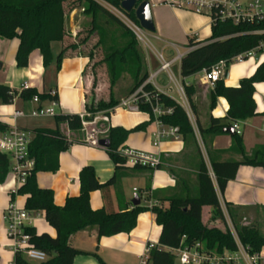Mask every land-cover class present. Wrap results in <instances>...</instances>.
Returning a JSON list of instances; mask_svg holds the SVG:
<instances>
[{"label": "crops", "instance_id": "0c3cea01", "mask_svg": "<svg viewBox=\"0 0 264 264\" xmlns=\"http://www.w3.org/2000/svg\"><path fill=\"white\" fill-rule=\"evenodd\" d=\"M149 4L154 23L151 38L161 48V51L153 50L157 64L155 53H164L169 50L175 55L176 52L184 55L187 53V44L190 39L200 42L209 38L211 30L207 17L192 14L184 9L164 6L162 0H150ZM74 12L76 10L69 14L70 18ZM18 46V39H0V86H8L11 90L20 92L23 83H26L28 89H33L40 94L48 95L50 92H56V98L60 103V107L56 109V115L78 116L84 113L86 96L92 87L88 79L86 81L84 78L90 60L76 53L70 54L62 61L61 70L57 72L54 62L48 67H43L42 56L37 50L30 55L27 67L19 69L15 61ZM65 46L67 45L64 40L53 42L50 45L53 58H56L61 48ZM175 55H170L166 59H171ZM145 61L149 75L158 70L160 64L152 70L150 60L146 58ZM179 63L180 61L172 65L171 72L172 68L178 64L177 79L172 74L174 80L178 84L193 88V108L191 110L187 101L188 108L186 106V110H183L188 114L194 130L195 144L190 139L182 140L179 135L178 139L172 137L157 139L158 133L162 129L165 130L167 126L161 127L155 119H151L149 114L130 113L118 109L110 113V128L122 127L131 131L143 125V129L128 135L121 149L139 150L150 154L158 160L159 164L155 169L131 168L126 165L116 169L106 148L88 146L82 142L83 136L77 138L73 132L68 131L65 124L59 126L60 132L67 138L70 146L67 151L58 156L59 168L56 173L41 172L36 175L38 187L53 192L56 207H63L68 198L79 195V173L84 168L92 167L97 181L101 184H106L113 177L115 183L105 197L100 191L90 192V210L105 209L115 213L123 212L124 209L132 210L135 208L132 201L136 196L140 201L138 207L146 209L138 217L134 230L128 234L98 238L97 227L91 226L70 236L67 241L68 246L79 252L73 264H141L148 246H158L157 242L161 233V228L156 224V216L151 209L168 208L172 198L197 197L200 157L205 161L209 172L211 162H237L243 157L252 159L254 156L264 160V83L254 84L253 100L257 110L256 115L247 120L229 123L230 127L227 128L235 130L234 126L238 127L239 134L235 131L234 135L241 139L242 151L233 144V135L227 132L216 136L205 135L204 143H202L196 122L201 128L206 129L211 118L224 119L228 112V103L223 97H218L214 108L210 109L209 94L212 89L208 90L203 82V71L181 79ZM263 63L264 57L256 55L250 61L231 65L224 78V85L230 88L238 87L242 79H249ZM157 80L160 81L158 85L167 97H171L176 103L180 102L175 84L167 81L166 75L160 74ZM49 103L50 101L43 102L42 106L47 107ZM7 107L28 112L35 105L27 104L16 97L11 105L1 106L0 111V118L4 124L24 130L30 140L35 130L55 129V118L24 117L13 121L6 116L9 110ZM222 123L228 124L225 120ZM235 176L234 180L227 183L223 194L218 193L214 183L225 221L228 226L229 223L233 226L228 214L230 209L235 218V225L252 226L264 237V169L259 166L241 165ZM17 191L10 173L5 184L0 185V264H13L15 253L9 247L3 213L9 204L17 209L25 210L27 196L18 195ZM205 214L211 216L209 207L202 208L204 226L222 228L219 222H212L210 218L204 222ZM28 215L30 217L26 228L32 229L38 236L47 234L52 239H56V231L48 225L43 212H28ZM233 238L237 240L235 226H233ZM258 256L260 258L258 264H264V249Z\"/></svg>", "mask_w": 264, "mask_h": 264}, {"label": "trees", "instance_id": "16d2710c", "mask_svg": "<svg viewBox=\"0 0 264 264\" xmlns=\"http://www.w3.org/2000/svg\"><path fill=\"white\" fill-rule=\"evenodd\" d=\"M122 2L123 0H0V39L19 40L15 58L16 67L19 69L27 67L30 55L37 50L42 56L43 67H48L54 62L58 72L61 70L62 61L68 55L76 53L87 57L91 62L95 56L94 52L101 48L105 51L102 64L107 68L110 89L116 86L123 75H126L132 82L126 94L128 96L146 82L149 74L145 57L138 49L136 36L104 6L105 4L119 11L131 23L139 26L134 10L130 13L124 12L121 8ZM143 2H150V0H137L135 8ZM77 9L80 10L81 17L90 18L86 36L80 42L62 47L57 57L53 58L50 45L65 39L68 16ZM102 22L104 25L109 22L115 24L124 43L119 45L116 40L107 41L101 27ZM210 30L209 38L204 41L189 40L187 47H199L185 54L180 60L181 79L199 74L203 70H210L220 61L226 62L229 67L233 58L250 52L258 47L259 43L264 42V35L253 33L264 32V21L239 26L216 22L210 26ZM95 36H98L97 43L93 45L88 54H84L86 45ZM223 37L229 38L219 40ZM92 83L89 97L85 102L86 113H104L118 106L120 100L114 98L111 92L104 100L96 98V84L95 81ZM256 83H264V63L249 79H242L238 87H226L224 79L215 84L209 94L210 109L214 108L218 97H223L228 103V112L224 119L211 118L206 129L201 128L196 122L202 143H204L205 135L224 134V130L230 127L229 123L247 120L256 115L257 110L253 100ZM146 90L150 91L151 87L147 86ZM184 93L192 110L193 88L185 85ZM34 96L38 98L39 104L51 101L48 95L37 93L33 89L27 88L15 92L8 86H0V106L11 105L16 97L28 104ZM158 97L165 107L173 109L170 116L160 119L162 125L173 127L182 140L190 139L195 144L194 130L188 114L171 97L165 95H158ZM140 111L149 114L151 119H154L147 106L140 107ZM223 120L228 124H223ZM61 124H65L68 131L73 132L78 138L82 137L80 118L77 115H56L54 130H35L28 145V157L33 162V169L26 177L25 184L17 191L18 195L27 196L25 211L43 212L48 225L56 231V239H52L47 234L38 236L30 228L25 230L32 236L35 248L47 256L41 264H73L79 252L68 246L67 241L70 236L91 226L97 227L98 238L128 234L134 230L140 214L146 211L142 207H135L132 210L124 209L123 212L118 213L105 209L90 210V192L100 191L105 197L115 183L113 177L106 184H101L97 181L92 167L84 168L79 173V195L68 198L63 207L54 205L53 192L49 189H40L36 182V175L41 172L56 173L59 168L58 156L67 151L70 146L67 138L60 132ZM140 129H143V125L131 131L122 127L109 128L107 135L109 147L106 150L116 169L125 165L124 158L119 154L122 144L131 132H138ZM233 137V144L242 151L241 139L237 135ZM198 152L200 154L199 149ZM200 161L197 175V197L172 198L168 208L151 209L156 216V224L160 226L161 233L157 242L158 246L150 250L146 264H179L171 251L190 249L196 244H200L205 254L221 256L225 251L237 252L236 242L226 226L224 213L220 209L214 183L218 193L223 194L227 183L235 179L241 165L259 166L264 169V160L254 156L252 159L243 157L237 162H211L210 172L214 181L209 177V169L201 157ZM10 170L9 158L0 153V185L5 184ZM205 207L211 210L210 221L219 222L222 228L202 224V208ZM228 214L235 226L237 241L248 249L249 255L259 254L264 249V237L252 226L235 225V218L230 209H228ZM13 264H30V262L21 254H15Z\"/></svg>", "mask_w": 264, "mask_h": 264}, {"label": "built area", "instance_id": "2783aa9c", "mask_svg": "<svg viewBox=\"0 0 264 264\" xmlns=\"http://www.w3.org/2000/svg\"><path fill=\"white\" fill-rule=\"evenodd\" d=\"M162 4L172 9H184L198 16H205L209 19L210 26L216 22L239 26L264 21V0H162ZM125 21H127V24H125L131 33L142 42L144 40L146 41L140 26L131 23L127 18ZM253 33L264 35V32ZM228 38L229 37H223L219 40L223 41ZM196 42L198 41L196 40ZM258 45V47L250 50V52L233 58L230 66L236 63L250 61V59L256 55L263 58L264 42ZM198 47L199 46L188 47L187 53ZM155 55L158 64H160L158 70L149 75L146 82L136 89L134 93L121 99L118 106L104 113L91 114L84 112L78 115L81 123L80 132L83 136L82 142L84 144L91 147H99V142L107 139L108 130L110 128V113L117 109L130 113H137L141 112L140 107L147 106L158 124L161 127L164 126L160 119L170 116L173 109L171 107H165L160 102V97H158V95H165L156 81L160 74L166 75L167 81L175 84L177 94L180 96V102L177 103L186 110L185 101L187 97L184 93V86L176 83L171 72L172 65L179 62L184 55L176 52V55L168 60L163 53H155ZM229 67L226 62L220 61L210 70H203V82L209 85L213 90L215 84L226 77ZM147 86L151 87L150 91L146 90ZM27 88L28 85L23 83L22 89ZM56 95V92H50L48 94L51 101L47 107L42 106V103L39 104L38 98L34 96L31 103H33L35 107L28 112L7 107L9 110L6 116L13 121L23 119L24 117H30L32 119L55 118L56 109L60 107ZM1 109L0 106V111ZM234 127L235 131L239 134L238 127L236 125ZM170 137L178 139L177 131L173 127H166L165 130L162 129L157 135V139ZM30 141L29 135L24 130L22 131L12 125L8 126L4 124L3 120L0 118V153L7 156L10 160L12 183L17 189L25 184L26 177L33 169V162L28 157V145ZM119 154L124 158L125 165L131 168H138L140 166L155 169L159 164L156 158L154 159L150 154L143 151L122 149ZM209 177L214 179L211 172H209ZM3 216L6 223L5 232L9 247L13 249L14 253L21 254L28 261L40 264L43 263L47 259L46 254L35 248L32 243V236L25 232L30 217L28 211L17 209L12 204H9ZM230 231L233 235L231 228ZM234 241L237 245V252L228 253L225 251L221 256L203 253L200 244H196L190 247V249H176L171 251V253L175 256L176 260H178L179 264H258L260 260L258 254L249 255L247 248H244L236 238H234ZM154 248V245L148 246L141 259V264H146L149 252Z\"/></svg>", "mask_w": 264, "mask_h": 264}, {"label": "rangeland", "instance_id": "374dc122", "mask_svg": "<svg viewBox=\"0 0 264 264\" xmlns=\"http://www.w3.org/2000/svg\"><path fill=\"white\" fill-rule=\"evenodd\" d=\"M104 6L109 10V12L111 14H113V16H115L116 18H119L123 24H125V23L127 24V21H125L126 17L123 16L119 11L117 12L116 10L112 9L111 7H109L105 4H104ZM66 11H68L67 8H66ZM70 16L71 15L68 16L69 19H68V23L66 26V34L67 35L64 39V43L67 46L70 44H73L75 42H80L85 38L86 30L88 29L89 22H90V18L81 17V13H80L79 9H77L76 12H74L72 14L71 18H70ZM126 24H125V26H126ZM101 27L104 30L107 41L116 40L117 44H119V45L124 43V39L121 37V33L119 32V30L115 24L109 22L107 25H104L102 22ZM141 32H143L146 41L144 40L142 42L141 40H139L138 37H136L137 43H138V49L141 50L145 59L147 58L150 60V64L152 65V70H155V68L158 67V64L155 61V58H154L155 56H154L153 50L156 49L157 51H161V48H159V46L156 44V42L151 38V33L146 32L143 29H141ZM97 41H98V36H95L86 45V47L84 49L85 51H83V53L88 54L91 51L93 45L95 43H97ZM94 54H95L94 59L91 60L89 67L87 68V71L84 75V78L86 81L88 79L90 86L93 85L92 82L95 81L96 98L104 100L109 96L110 92L113 95V97L118 99V100H121V99L127 97L126 94L129 90V88L131 87V84H132L130 78L126 75H123L122 78L120 79V81H118V83L116 84V86L113 87L112 89H110V82H109V76H108L107 68H106V66H104V64H102V60H103L105 51L101 48H98L94 52ZM163 54L166 58L170 55H172V56L175 55V53L173 51H169V50L165 51ZM172 74L177 79V77H178V64H176L172 68ZM156 81L158 83L160 82L159 80H156ZM206 86H207L208 90H211L209 85L206 84ZM90 90H91V88H90ZM90 90H89V92H90ZM86 97L87 98L89 97V93L87 94ZM176 98H178V97H176ZM187 101L188 100L186 99L185 103H186V106L188 108V105H187L188 102ZM209 218L210 217L207 216V214H205L204 222L208 221ZM226 226L229 229L231 228V230L233 231V226L230 223H229V226L226 223Z\"/></svg>", "mask_w": 264, "mask_h": 264}, {"label": "water", "instance_id": "95a60500", "mask_svg": "<svg viewBox=\"0 0 264 264\" xmlns=\"http://www.w3.org/2000/svg\"><path fill=\"white\" fill-rule=\"evenodd\" d=\"M137 0H123L121 4V8L124 12L130 13L134 10V15L137 18L139 26L146 32L153 33L154 32V23H153V16H151V7L149 2H143L139 4L136 8ZM224 132H227L231 135L235 134L234 129H225ZM99 147L101 148H108L109 141L108 139L101 140L99 142ZM133 206L138 207L140 205V201L136 196L132 201Z\"/></svg>", "mask_w": 264, "mask_h": 264}, {"label": "bare ground", "instance_id": "6f19581e", "mask_svg": "<svg viewBox=\"0 0 264 264\" xmlns=\"http://www.w3.org/2000/svg\"><path fill=\"white\" fill-rule=\"evenodd\" d=\"M242 64V63H241Z\"/></svg>", "mask_w": 264, "mask_h": 264}]
</instances>
